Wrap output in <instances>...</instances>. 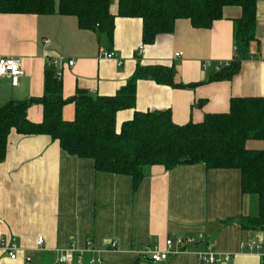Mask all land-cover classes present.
<instances>
[{
    "label": "crops",
    "instance_id": "1",
    "mask_svg": "<svg viewBox=\"0 0 264 264\" xmlns=\"http://www.w3.org/2000/svg\"><path fill=\"white\" fill-rule=\"evenodd\" d=\"M256 9L254 40L229 80L214 77L236 57L233 29L242 14L239 7H225L209 29L179 19L171 34L148 45L142 41L141 19L118 16V0H110L109 7L114 16L112 44L96 31L81 29L74 16L0 14V57L20 58L23 71L15 87L0 77V107L41 97L48 64L61 74L66 101L78 91L113 96L138 68L160 66L173 67L174 83L188 88L138 79L134 108L117 113V127L135 111H168L176 125L227 113L232 98L264 97V1ZM139 46L145 49L140 57ZM100 49L114 53L121 65L100 55ZM177 53L182 56L176 58ZM71 60L74 65L68 66ZM74 116V104L68 102L62 119L70 122ZM42 117L41 105L26 111L31 123H40ZM245 145L264 150L263 140ZM256 214V199L242 193L237 169L152 166L133 189L130 177L97 172L92 160L67 154L46 135L24 136L14 130L0 163V240L18 250L11 260L0 248V264H25L26 257L29 264H90L91 259L100 264H199L191 253L170 255L161 263L137 253L144 246L165 250L166 240L183 237L197 240L196 249L214 241L215 252L231 256L221 264H262L256 252L240 248L246 241L264 244V231L241 227L244 217ZM38 237L43 238L40 247ZM111 243L116 249H109ZM70 248L77 256L60 262Z\"/></svg>",
    "mask_w": 264,
    "mask_h": 264
},
{
    "label": "trees",
    "instance_id": "2",
    "mask_svg": "<svg viewBox=\"0 0 264 264\" xmlns=\"http://www.w3.org/2000/svg\"><path fill=\"white\" fill-rule=\"evenodd\" d=\"M264 0H118V16L142 21V41L152 44L160 35L171 34L179 19H187L196 29H209L222 18L225 7H239L241 17L234 22L236 57L217 72L214 80H229L244 60L254 40L256 8ZM110 0H0V14L50 15L77 18L81 29L98 32L112 44L114 16ZM173 67L137 69L115 95L91 97L82 91L66 101L61 80L52 65L43 74V94L26 101H10L0 107V163L6 156L11 131L17 134L46 135L69 155L93 161L97 172L128 176L136 189L152 166L165 170L180 165L203 164L207 169H237L243 194L257 202V214L244 217V231H264V150H250L249 140L264 141V97L232 98L229 111L207 114L200 123L176 125L168 111L134 112L117 127L116 115L134 108L138 79H150L173 88ZM71 102L73 121L62 119V109ZM42 106L38 124L26 119L27 109Z\"/></svg>",
    "mask_w": 264,
    "mask_h": 264
},
{
    "label": "built area",
    "instance_id": "3",
    "mask_svg": "<svg viewBox=\"0 0 264 264\" xmlns=\"http://www.w3.org/2000/svg\"><path fill=\"white\" fill-rule=\"evenodd\" d=\"M145 53L144 46H139L137 51V56H141ZM100 55L107 59H114L117 62V65H121V60L116 57V55L112 52H106L103 49H100ZM182 56L181 53L175 54L176 58H180ZM68 66H73L74 61H68ZM23 75L22 71V60L17 57L12 58H3L0 57V77H7L10 80V84L12 87L17 86L19 78ZM56 76L60 79L61 74L56 73ZM197 240L190 238V237H183V238H176L174 240H166L165 242V250H160L158 247H154L151 249L149 246H144L141 250L137 251L142 256H149V259L153 263H161L167 260L170 255H178L184 253H191L196 261L199 264H221L226 263L230 260L231 256L229 254H221L215 252L214 248V241L207 242L205 245L200 248L196 249ZM43 243V238L38 237L37 239V246L40 247ZM0 248L7 254L8 258L11 260H15L17 255V248L12 243H7L3 240H0ZM242 250H246L247 252H256L260 258L262 264H264V244L260 241L255 242H242L240 245ZM109 249H116V244L111 243L109 245ZM74 249L70 248L64 253L62 252L63 256L61 259L59 258L60 262L70 261L73 258V255H76ZM77 256V255H76ZM31 262L30 257L25 258V264H29ZM90 264H100L101 261L99 259H91L89 260Z\"/></svg>",
    "mask_w": 264,
    "mask_h": 264
},
{
    "label": "water",
    "instance_id": "4",
    "mask_svg": "<svg viewBox=\"0 0 264 264\" xmlns=\"http://www.w3.org/2000/svg\"><path fill=\"white\" fill-rule=\"evenodd\" d=\"M236 47H234V49H235Z\"/></svg>",
    "mask_w": 264,
    "mask_h": 264
}]
</instances>
